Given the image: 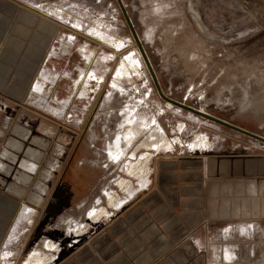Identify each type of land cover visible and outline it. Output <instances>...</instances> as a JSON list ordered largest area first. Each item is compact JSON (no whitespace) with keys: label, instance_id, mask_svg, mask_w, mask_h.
I'll return each instance as SVG.
<instances>
[{"label":"rangeland","instance_id":"rangeland-1","mask_svg":"<svg viewBox=\"0 0 264 264\" xmlns=\"http://www.w3.org/2000/svg\"><path fill=\"white\" fill-rule=\"evenodd\" d=\"M22 1L46 11L65 27L30 95L55 116L68 115L64 121L80 132V139L44 211H37L31 224L24 220L13 225L10 234L15 235L3 241L0 262L8 258L9 264H20L33 249L62 256L131 197L127 189H143L141 179L148 178L157 154L264 150L263 143L158 95L116 0ZM121 1L167 97L264 136L260 0ZM90 72L97 79L88 81V96L80 100L74 80L83 75L86 81ZM38 82H44V87ZM131 126L136 134L126 140ZM119 130L124 140L120 154L112 159L106 143ZM145 155L148 163L143 165ZM143 167L147 174L141 173ZM110 196L114 203L123 202L116 207ZM98 207L110 215L93 219L92 211ZM237 234L229 230L215 236L210 247L213 263H226L223 249L229 245L237 255L233 264H264V241L253 234L244 244ZM45 240L53 246H44Z\"/></svg>","mask_w":264,"mask_h":264},{"label":"crops","instance_id":"crops-1","mask_svg":"<svg viewBox=\"0 0 264 264\" xmlns=\"http://www.w3.org/2000/svg\"><path fill=\"white\" fill-rule=\"evenodd\" d=\"M64 31L36 5L0 0V250L14 224L44 211L80 139L68 115L55 116L30 95ZM148 175L140 192L62 256L33 249L26 258L39 251L46 264H214L219 232L235 231L244 244L253 234L264 241V150L160 153ZM223 257L237 255L225 245Z\"/></svg>","mask_w":264,"mask_h":264},{"label":"bare ground","instance_id":"bare-ground-1","mask_svg":"<svg viewBox=\"0 0 264 264\" xmlns=\"http://www.w3.org/2000/svg\"><path fill=\"white\" fill-rule=\"evenodd\" d=\"M119 45H121V44H119ZM139 52V51H138ZM140 54V53H139ZM128 64H131V66H132V61L130 62L129 60H128ZM125 67V66H124ZM126 70V69H125ZM125 70H124V72H125ZM121 72H123V70L121 71ZM119 73H120V69H119V71L116 73V75H115V81H117V80H119ZM63 78V77H66V75L64 74L63 76H60V78ZM82 77H84L83 75H81L79 78H77L76 80H74V84H73V87H74V89H76V92H75V95L77 96V98L78 99H84V98H87V96H88V93H89V88H88V81L89 82H91V81H94L93 79H95L96 77H95V75L92 73V72H90V73H88V75L85 77L86 78V81H84L83 80V78ZM59 78V79H60ZM97 79V78H96ZM40 83V87L41 88H43L44 87V82H38V84ZM55 96H57V95H55ZM68 99V98H67ZM170 104V103H169ZM128 120V123H130V124H133V121L131 120H129V119H127ZM139 124V126L142 124V122H140V123H138ZM136 128L134 127V126H131V128H129L128 130H127V132H126V135H125V139L127 140V139H131L132 137H133V135H135L136 134ZM117 137H116V140H115V143L114 144H112L111 142L110 143H108V152H109V155L111 156V157H113V158H116V156H118L119 154H120V148H121V142L124 140V133H122V131H120L119 130V132L117 133V135H116ZM165 138V137H164ZM157 141V140H156ZM167 145H169V146H171L170 144H167ZM159 148L160 147H158L157 148V150H159ZM162 150V149H161ZM148 156H144V158H145V160L143 161V165H146V161H147V163H148V158H147ZM142 160V159H141ZM146 171L147 170H145V168L143 167L142 169H141V173H143V174H145L146 173ZM143 174H141V175H143ZM147 174V173H146ZM142 178V177H141ZM147 182V178H143V179H141V182H140V184H141V186L143 187V185H145V183ZM127 192H128V196H132V194L133 193H135L134 192V190L133 189H127ZM108 199V198H107ZM108 200H110V202H113L114 200H113V198H112V196H110L109 197V199ZM117 202L116 203H114L113 202V204H115V206L116 207H118V205L119 204H121L122 202H123V200H120V199H118V200H116ZM29 210H31V209H28L27 207H25L24 209H23V211L21 212V214L19 215V218L18 219H21L22 217H26L27 215H28V211ZM93 212V211H92ZM26 213V214H25ZM106 214H108V212H107V210L106 209H104V208H101L99 211H97L95 214H93L92 216H93V219H98L100 216H105ZM12 235H15V233L12 231V234H10L8 237H7V239H6V242H9L10 240H11V236ZM228 235V234H227ZM48 242V241H47ZM73 242H75V241H73ZM53 245H51V243H48L47 245H46V247L47 248H51ZM3 260H2V262H0V264H9V260H8V258H2ZM49 260V257L48 256H46V255H40L39 254V251H35V252H33L32 254H30V256H28L27 258H26V260L24 261V264H46V262ZM6 261H8V262H6ZM225 264H233L232 262H226Z\"/></svg>","mask_w":264,"mask_h":264},{"label":"water","instance_id":"water-1","mask_svg":"<svg viewBox=\"0 0 264 264\" xmlns=\"http://www.w3.org/2000/svg\"><path fill=\"white\" fill-rule=\"evenodd\" d=\"M116 2H117L118 6L120 8V11H121L126 23H127V26L129 28L130 34H131V36H132V38L134 40V43H135V45H136V47H137V49H138V51L140 53V56H141L145 66L147 68V71H148V73H149V75H150V77L152 79V82H153V84H154V86L156 88V91H157L158 95L163 100H165L166 102H168V103H170L172 105H175V106H178V107H180L182 109H185V110H187V111H189L191 113H194V114H196L198 116H201V117H204V118H206L208 120H211V121H213V122H215V123H217L219 125L225 126V127L229 128V129L237 132L238 134H242V135L248 136L249 138H252V139L257 140V141H259V142L264 144V136H262V135L253 133V132L248 131L246 129H243V128L235 125V124H232V123H230V122H228L226 120H223V119L218 118V117H216L214 115H211V114H209V113H207L205 111L192 108V107L187 106V105H185V104H183L181 102H178V101H176V100H174L172 98L167 97L162 92V90H161V88L159 86V83H158L156 74L154 72V69L152 68V65L150 64V62L148 60V57H147V55H146V53L144 51V48H143V46H142V44H141V42H140V40H139V38H138V36H137V34L135 32V29H134V27H133V25H132V23L130 21V18L128 16V14H127V11H126V9L124 7V4L122 3L121 0H116ZM260 2H261V4L264 7V0H260Z\"/></svg>","mask_w":264,"mask_h":264},{"label":"flooded vegetation","instance_id":"flooded-vegetation-1","mask_svg":"<svg viewBox=\"0 0 264 264\" xmlns=\"http://www.w3.org/2000/svg\"><path fill=\"white\" fill-rule=\"evenodd\" d=\"M122 42H123V41L120 42L121 45L123 44ZM136 62H137V66H140V65H141V62H140L138 59L136 60ZM132 64L134 65V61H133V60H132ZM116 135H117V131L115 132V135H114L113 139H112V140H108L107 143H106V144H107V146H106V151H107V153H108V157H109V158H112V159H115V158H113V157H111V156L109 155V152H108V143L111 142L112 144H114V143H115V140H116V137H117ZM116 158H117V156H116ZM98 209H99V207H98V208H95V209L93 210L92 214H93V213L95 214V213L97 212Z\"/></svg>","mask_w":264,"mask_h":264}]
</instances>
